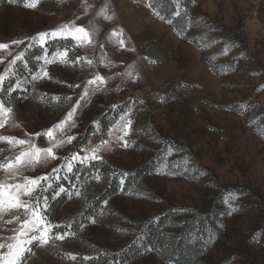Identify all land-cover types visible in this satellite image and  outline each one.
<instances>
[{"label": "rangeland", "instance_id": "rangeland-1", "mask_svg": "<svg viewBox=\"0 0 264 264\" xmlns=\"http://www.w3.org/2000/svg\"><path fill=\"white\" fill-rule=\"evenodd\" d=\"M89 2L95 11L104 0ZM110 4L116 19L95 21L101 30L97 42L104 43V51L117 67L53 64L48 66L52 78L36 82L34 91L32 85H25L27 92L17 90L11 97L0 93L21 125L0 132L23 137L25 132L52 127L71 107L40 103V95L71 96L74 103L82 89L67 85H82L93 71L110 76L136 61L140 73L135 83L122 82L120 77L110 81L78 110L73 145H94L101 135L108 139V126L135 104L134 131L129 137L135 143L127 149L114 145L100 153L103 163L94 162L101 173L99 182L91 178L90 167L82 169L79 180L75 176L61 179L65 192L57 196L54 182L46 193L48 217L59 224L73 220L76 236L57 242L58 249L33 246L36 256L30 264H168L170 257L174 264H264V35L259 31L264 28V0H183L187 16L173 20L178 29L186 28L182 37L172 25L153 16L144 0H110ZM157 6L166 18H173L172 0ZM82 11L80 0H40L35 9L24 8L23 0L17 4L0 0V43L53 30L75 15L82 17L77 24L86 25L93 16H83ZM115 27L124 30L135 52L106 43L107 33ZM69 43L50 41L49 52ZM232 43L238 46L225 53L226 44ZM41 53L36 47L26 54L33 70L39 67L34 57ZM100 54L98 46L70 52V56ZM4 67L0 64V72ZM21 73L22 79L27 76L22 66ZM9 83L14 80L5 82V93ZM242 104L247 107L241 109ZM94 121L100 123L102 133L93 135ZM73 145L58 151L67 154ZM169 146L179 150L168 158L179 164L174 171L183 168L187 157L189 167L206 175L198 179L156 175L159 157ZM60 163L52 161L47 168L27 174L44 175ZM124 173L121 186L119 178ZM73 184L82 195L69 199ZM233 194L242 210L229 216L224 200ZM197 229L216 233L215 242L203 247L195 239ZM165 244L169 246L162 255L146 251ZM64 252L77 255L78 262L63 259ZM85 255L91 259L83 261Z\"/></svg>", "mask_w": 264, "mask_h": 264}, {"label": "snow or ice", "instance_id": "snow-or-ice-1", "mask_svg": "<svg viewBox=\"0 0 264 264\" xmlns=\"http://www.w3.org/2000/svg\"><path fill=\"white\" fill-rule=\"evenodd\" d=\"M10 4H17L19 0H8ZM195 0H193V3ZM40 0H23V7L27 9L37 8ZM163 3V0H160ZM175 5V12L172 14L173 18H166L162 14L160 8L157 6V0H144V6L148 8L152 15L157 19L172 25L173 30L178 36H183L186 28L178 29L173 20L175 17L187 16V9L183 6V0H172ZM80 7L82 8V15L88 16L92 13L93 18L88 21L86 25L77 24V21L82 17L75 15L74 19L58 25L55 29L37 33L34 36L13 39L8 43H0V64H4L3 72H0V93H4L8 97L12 93L20 90V92H27L25 85H32L35 90L36 82L45 79H51L48 70L49 65L59 64L64 67H80L87 65L91 69L98 66L117 67L108 57V53L104 51V43L98 45L97 37L100 34V27L95 22L102 19L105 22H112L116 19L115 12L111 8L110 0H104L103 4L95 9V5L89 0H80ZM69 41L70 43L58 48L54 52H49L48 45L50 41ZM106 43L113 45L118 50H125L128 52H135V47L131 45V41L126 37L124 30L119 27L111 29L106 36ZM21 45H24L22 50ZM99 47L101 54L99 57L88 55H74L70 56V52H74L77 48H92ZM238 45L226 44L225 53L232 47ZM39 47L42 50L40 55L34 57V60L39 65L35 70L29 65L26 54L30 49ZM8 57H11L9 60ZM240 57H237L239 59ZM150 64L157 63L154 59H148ZM21 66L23 71L27 73L25 78H21ZM117 77L121 81L137 82L140 79V73L137 62L133 61L124 66V71L117 72L114 75L104 76L98 71L91 73V78L86 79L83 84H68L69 88H81L78 99L73 103L71 96H52L47 94L40 95L37 99L40 103L56 105L62 108L65 105L71 104L66 115L52 127L37 132L34 134L24 133L23 137L7 135L0 132V144L7 145V148H0V264H30V258L36 256L33 251V246L41 250L58 249L57 242L65 241L66 238L75 237L76 233L72 231L73 220H68L64 224L53 223L48 217V196L46 193L49 189L54 187V182L58 186V191L53 195L57 196L65 192V188L59 185V181L70 180L75 176L77 180L80 179L81 171L84 168H91L93 170L92 179L97 182L101 180V173L96 163H103L100 153L102 151H111L114 145H119L125 149L133 146L135 141L129 139L134 131L133 115L134 107H130L127 111L122 112L118 119L111 123L107 128L108 139L101 135L100 142L97 144L87 145H73V141L77 140V135L72 134V129L77 127L76 117L78 110L87 104L90 97L96 92L103 91L108 83ZM9 83L5 93V82ZM120 85H116V90H119ZM27 99V96L23 97ZM83 102V103H82ZM163 102V100H162ZM143 104L144 101H139ZM116 106L113 105V108ZM241 109H245L247 105H240ZM95 125V132L93 135L102 133L100 123L93 122ZM20 129L21 125L15 121L14 108L3 98H0V130ZM43 138V143H41ZM66 145H73L74 150H69L67 154L61 155L58 151L63 149ZM174 151H179L169 146L162 151L156 169V175L160 176H184L185 178L198 179L199 176L206 175L203 170L196 167H189L190 160L185 157L183 160V168L179 171L173 169L179 168V164L175 161H169V157L173 155ZM7 153V154H5ZM60 160L61 163L53 167L51 172L44 175L30 176L27 173L35 171L37 168H47L52 161ZM126 173L121 174L119 183L121 186L125 183ZM75 189L74 193L69 192V199L73 194L77 197L82 195V192L72 185ZM238 197L236 195H229L224 204L227 206V215L231 216L242 210V206L235 203ZM105 204L107 201L104 202ZM181 212H187V209H180ZM95 223V220H92ZM84 225L80 228L83 230ZM223 227V225H221ZM57 228H64L63 232L54 231ZM205 233H207L205 235ZM216 233L207 229H197L195 239L203 242V247L215 242ZM259 233L253 237L255 242ZM164 248H148L146 251H155L158 255H162ZM63 259L71 262H78V257L75 254L64 252L61 253ZM91 257L83 256V261H88ZM168 264H174L171 257Z\"/></svg>", "mask_w": 264, "mask_h": 264}, {"label": "clouds", "instance_id": "clouds-1", "mask_svg": "<svg viewBox=\"0 0 264 264\" xmlns=\"http://www.w3.org/2000/svg\"><path fill=\"white\" fill-rule=\"evenodd\" d=\"M251 23H252V24H256V21L253 20ZM259 31H260V34H261V35H264V28H260ZM252 38L255 39V38H259V37H257V36H253Z\"/></svg>", "mask_w": 264, "mask_h": 264}, {"label": "trees", "instance_id": "trees-1", "mask_svg": "<svg viewBox=\"0 0 264 264\" xmlns=\"http://www.w3.org/2000/svg\"><path fill=\"white\" fill-rule=\"evenodd\" d=\"M168 2H169V0H163V3L161 4V3H160V0H157V3H158V4H161V5H164V4L168 3Z\"/></svg>", "mask_w": 264, "mask_h": 264}]
</instances>
